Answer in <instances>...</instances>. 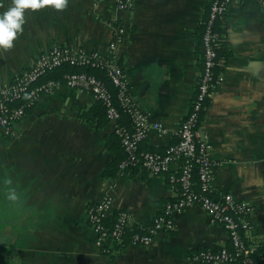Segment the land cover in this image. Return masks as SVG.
<instances>
[{
    "label": "crops",
    "instance_id": "crops-1",
    "mask_svg": "<svg viewBox=\"0 0 264 264\" xmlns=\"http://www.w3.org/2000/svg\"><path fill=\"white\" fill-rule=\"evenodd\" d=\"M13 2L0 0V15ZM211 2L136 0L133 9L120 10L117 0H67L62 9L27 8L12 46L0 47V87L56 44L112 55L122 25L126 33L116 54L150 125L141 149L163 151L178 140L198 89L204 58L199 35ZM219 22L230 56L221 60L201 128L216 161L217 193L250 204L252 234L262 237L264 0H233ZM98 106L89 91L62 85L37 100L13 135L0 130V264H203L194 259L198 251L230 246L227 229L199 205L175 211L173 228L159 231L150 245L127 241L111 254L95 246L90 205L110 197L106 223L126 210L130 229L144 231L180 191L167 173L112 168L125 151L114 123L98 116ZM180 165L175 162L173 170Z\"/></svg>",
    "mask_w": 264,
    "mask_h": 264
},
{
    "label": "built area",
    "instance_id": "built-area-1",
    "mask_svg": "<svg viewBox=\"0 0 264 264\" xmlns=\"http://www.w3.org/2000/svg\"><path fill=\"white\" fill-rule=\"evenodd\" d=\"M233 0H212L204 27L203 70L198 89L190 110L182 122L178 140L163 151H145L141 144L148 137L150 125L146 113L130 94L124 68L119 63L116 49L126 33L124 26L116 27L115 39L111 42L114 53L104 56L100 51L74 49L64 45H53L12 83L0 87V130L13 135L15 125L45 93L65 85L89 91L106 107L107 119L114 123V132L125 151L120 161L122 171L142 167L152 174L167 173L169 181L179 186V195L169 201L154 223L146 230L136 231L129 243L150 245L161 230L174 226L173 213L193 205L205 209L212 221L223 225L230 237V246L218 250L204 249L194 255L203 264H264V236L252 234L250 220L254 208L237 200L232 193H217L213 185V169L216 161L212 157V146L208 135L201 128V118L208 99L220 81L217 68L221 60L215 43L214 25L226 14ZM136 0H117L120 10H131ZM65 66L90 67L105 70L115 91L94 73L86 71L67 72L64 81L46 78ZM124 114L129 116V125L123 123ZM155 127L160 128L156 123ZM180 162L178 171L172 166ZM197 178V179H196ZM113 199L105 197L88 208V217L95 233V246L105 254L114 253L127 243L130 229V214L126 210L117 212L112 225L106 223Z\"/></svg>",
    "mask_w": 264,
    "mask_h": 264
},
{
    "label": "trees",
    "instance_id": "trees-1",
    "mask_svg": "<svg viewBox=\"0 0 264 264\" xmlns=\"http://www.w3.org/2000/svg\"><path fill=\"white\" fill-rule=\"evenodd\" d=\"M219 21H217L214 25V33L216 34V39H217L216 43H215V48H216L219 59L223 60V59H226L230 56V49L228 48L227 42L225 41V37L223 35V33L225 32V29L223 27L219 26V24H220ZM202 29L203 30L200 32V35H199V47H200L199 52L200 53L204 52V41L202 38V35L204 33V27H202ZM222 68L223 67L220 63L219 67L217 68V72H219ZM60 69H61V71L58 74H55L54 79L62 78L63 74L67 73V72L86 71L89 73H94L97 76H99L101 79H103L106 82V84L108 85V87L110 89L115 91V88H114L113 84L111 83V81L107 75V72L105 70H98V69H93L90 67H78V66H65V67L60 68ZM46 78H50V77L47 76ZM98 104H99L98 107H99V111H100L98 116L100 118L105 117L106 121H108L107 114H106V107L104 106V104L101 101H98ZM84 117L87 120V122L93 123V118L89 117L88 114H84ZM127 121H128V123H125ZM129 122H130L129 116L127 114H124V122L123 123L128 125ZM119 165H120V162L116 161V162H114L112 168L120 169ZM109 174L111 175L110 171H109ZM114 221H115V218L113 219V223H114ZM110 223H112V222H108L107 224L109 225ZM136 231H139V230L129 229L126 241H129L131 239V235L133 233H135Z\"/></svg>",
    "mask_w": 264,
    "mask_h": 264
},
{
    "label": "clouds",
    "instance_id": "clouds-1",
    "mask_svg": "<svg viewBox=\"0 0 264 264\" xmlns=\"http://www.w3.org/2000/svg\"><path fill=\"white\" fill-rule=\"evenodd\" d=\"M49 4L56 9H62L67 0H14L13 5L0 15V47L12 46L17 32L22 30L25 9H38Z\"/></svg>",
    "mask_w": 264,
    "mask_h": 264
}]
</instances>
